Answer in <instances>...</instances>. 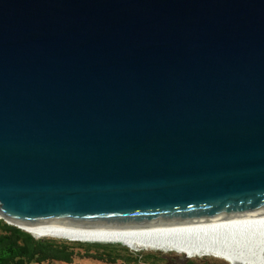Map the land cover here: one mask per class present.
<instances>
[{
	"label": "water",
	"instance_id": "obj_1",
	"mask_svg": "<svg viewBox=\"0 0 264 264\" xmlns=\"http://www.w3.org/2000/svg\"><path fill=\"white\" fill-rule=\"evenodd\" d=\"M260 215L264 0H0V220Z\"/></svg>",
	"mask_w": 264,
	"mask_h": 264
},
{
	"label": "bare ground",
	"instance_id": "obj_2",
	"mask_svg": "<svg viewBox=\"0 0 264 264\" xmlns=\"http://www.w3.org/2000/svg\"><path fill=\"white\" fill-rule=\"evenodd\" d=\"M34 235L86 241H117L135 250L215 257L229 264H264V215L136 229H79L24 225Z\"/></svg>",
	"mask_w": 264,
	"mask_h": 264
},
{
	"label": "trees",
	"instance_id": "obj_3",
	"mask_svg": "<svg viewBox=\"0 0 264 264\" xmlns=\"http://www.w3.org/2000/svg\"><path fill=\"white\" fill-rule=\"evenodd\" d=\"M162 251L132 250L120 243L76 242L64 239L37 238L31 233L0 220V264L72 263L76 256L104 261L106 264H148L162 262ZM202 261H213L201 259ZM152 263V264H154ZM156 264V263H155ZM187 264H198L187 260Z\"/></svg>",
	"mask_w": 264,
	"mask_h": 264
},
{
	"label": "rangeland",
	"instance_id": "obj_4",
	"mask_svg": "<svg viewBox=\"0 0 264 264\" xmlns=\"http://www.w3.org/2000/svg\"><path fill=\"white\" fill-rule=\"evenodd\" d=\"M46 238H54V239H63V238H55V237H46ZM64 240H68V239H64ZM142 251L145 252H154L156 250H143ZM157 251H161V250H157ZM165 252V251H163ZM165 253H173V254H166V255H172L174 257L180 256L178 255L179 253L176 252H165ZM183 255V254H181ZM208 259V260H213V261H202L201 259ZM189 260H195L198 262V264H229L227 261L223 260V259H218L215 257H200V256H196V257H191ZM155 262H157L155 259L153 260ZM30 264H106L104 261H96V260H92L90 258H85V257H80V256H76L74 262L72 263H62V262H49V263H38L37 261H34ZM169 264H185V261L182 259L177 258H173L172 260H170Z\"/></svg>",
	"mask_w": 264,
	"mask_h": 264
},
{
	"label": "flooded vegetation",
	"instance_id": "obj_5",
	"mask_svg": "<svg viewBox=\"0 0 264 264\" xmlns=\"http://www.w3.org/2000/svg\"><path fill=\"white\" fill-rule=\"evenodd\" d=\"M179 259H182V260H184L183 258H181L180 256H177ZM177 257H174V256H172V255H168V256H165L164 258H163V261L162 262H155L156 264H169V262H170V260H172L173 258H177ZM185 261V264H187V260H184ZM141 264H144V263H142V262H140ZM152 263H154V262H152ZM152 263H148V264H152ZM154 263V264H155Z\"/></svg>",
	"mask_w": 264,
	"mask_h": 264
}]
</instances>
